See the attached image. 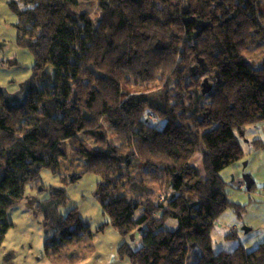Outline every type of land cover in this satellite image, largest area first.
<instances>
[{
	"label": "trees",
	"instance_id": "1",
	"mask_svg": "<svg viewBox=\"0 0 264 264\" xmlns=\"http://www.w3.org/2000/svg\"><path fill=\"white\" fill-rule=\"evenodd\" d=\"M80 1L10 3L17 43L35 59L32 78L49 82L15 96L0 88V251L13 226L8 209L27 186L44 187L42 169L56 172L70 145L85 159L72 181L100 178L105 225L132 241L139 233L137 247H117L121 259L186 264L196 248L193 264H264V242L214 252L212 238L225 210L241 217L247 207L229 198L220 172L245 157L246 127L264 121V61L246 56L264 41V0H91L96 23L75 10ZM197 153L201 169L191 163ZM156 190L163 198L145 196ZM67 199L51 188L37 206L53 260L94 236L77 208L59 213Z\"/></svg>",
	"mask_w": 264,
	"mask_h": 264
},
{
	"label": "rangeland",
	"instance_id": "2",
	"mask_svg": "<svg viewBox=\"0 0 264 264\" xmlns=\"http://www.w3.org/2000/svg\"><path fill=\"white\" fill-rule=\"evenodd\" d=\"M13 1L21 3V0H0V88L5 89L10 96L20 95L23 90H30L36 85L42 86L49 82L48 78L37 81L32 78L35 59L29 49L20 47L17 43L20 34L17 28L18 17L10 7ZM75 10L89 13L95 23L100 16L99 7L91 0H81ZM262 48L260 42L256 47L246 51L247 61L253 66L260 65L258 58L260 57L261 61L259 50ZM47 71L53 73L54 69L48 66ZM151 97L154 106H162V94L153 93L150 94ZM148 116L151 120L154 119L151 112ZM195 156L202 155L197 153ZM58 160L59 168L56 172L50 168L42 169L41 180L44 187L27 186L23 198L8 209L7 219L13 226L7 232L1 248L0 264H89L85 261L92 257L95 249L106 253L113 245L119 246L125 240L137 247L140 239L138 232L135 235L136 240L132 241L131 235L123 236L111 225H105L109 218L104 214L96 195L100 178L93 173H86L77 181H72L74 175L83 171L85 164L83 156L75 153L72 147L67 145L64 153L58 156ZM51 188H64L68 196L66 203L59 207V213L66 215L71 209L77 208L81 220L89 224L94 232L93 238L85 236L80 242L70 245L57 260L47 257L44 252V244L51 233L44 229L43 214L37 210L38 204L50 196ZM247 190V186L239 189L236 184L226 188L227 194H230L229 198L235 202L237 200L234 195L246 196ZM161 194L160 190H156L145 193V196L163 198ZM139 196L136 194L134 198L137 200ZM241 199L246 200L249 197ZM240 204L248 206L247 200ZM254 210L246 207L241 217L232 208L225 210L212 232L214 252L232 251L240 245L250 250L264 242V229L259 222L264 217V212ZM169 220L175 222L173 219ZM102 225L105 226L104 230L99 229ZM196 251L198 252L196 248L189 251L186 264H193L197 260ZM71 253L75 254V258H68ZM122 260L124 262L120 264H131L127 258Z\"/></svg>",
	"mask_w": 264,
	"mask_h": 264
},
{
	"label": "crops",
	"instance_id": "3",
	"mask_svg": "<svg viewBox=\"0 0 264 264\" xmlns=\"http://www.w3.org/2000/svg\"><path fill=\"white\" fill-rule=\"evenodd\" d=\"M262 49L259 50L262 59L258 58L259 64L264 61V41ZM242 148L245 151V157L225 168L220 172L222 179L227 183V187L236 184L239 189L247 186L246 196L239 197L234 195L235 200L239 203L248 202V208L254 211L264 212V121L250 124L246 127L244 134L240 137ZM256 141V144L253 142ZM196 155V154H195ZM193 156L191 163L201 169L202 156ZM238 184V185H237ZM230 196V194L228 193ZM147 197V196H146ZM249 197V199H246ZM148 198H151L150 196ZM155 197H152L154 199ZM244 198L246 200H243ZM246 204V203H245ZM257 208V209H256ZM174 220V219H173ZM260 220V219H259ZM167 221L165 226L169 229L177 228V221ZM264 229V217L259 221ZM171 226V227H170ZM232 231V230H231ZM141 239H138V243ZM118 245H113L106 253H101L95 249L92 257L85 261L89 264H120L124 260L117 256ZM7 255V254H6Z\"/></svg>",
	"mask_w": 264,
	"mask_h": 264
},
{
	"label": "water",
	"instance_id": "4",
	"mask_svg": "<svg viewBox=\"0 0 264 264\" xmlns=\"http://www.w3.org/2000/svg\"><path fill=\"white\" fill-rule=\"evenodd\" d=\"M203 86H205V91H207L211 88V84H208V78L204 79Z\"/></svg>",
	"mask_w": 264,
	"mask_h": 264
}]
</instances>
